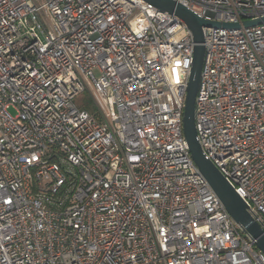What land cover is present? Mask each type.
Here are the masks:
<instances>
[{"label":"built area","instance_id":"2783aa9c","mask_svg":"<svg viewBox=\"0 0 264 264\" xmlns=\"http://www.w3.org/2000/svg\"><path fill=\"white\" fill-rule=\"evenodd\" d=\"M174 1L239 24L202 27L194 127L264 230V0ZM192 54L143 0H0V264H264L188 151Z\"/></svg>","mask_w":264,"mask_h":264},{"label":"water","instance_id":"95a60500","mask_svg":"<svg viewBox=\"0 0 264 264\" xmlns=\"http://www.w3.org/2000/svg\"><path fill=\"white\" fill-rule=\"evenodd\" d=\"M143 1L151 4L160 11L172 13L180 18L186 24L192 34V63L186 86V95L182 113L183 136L186 143L188 144V151L190 153L191 159L201 176L207 181L210 188L221 201L230 218L255 241L256 247L264 254V230L256 221L253 220L247 211L246 204L239 194L226 181V179L221 175V173L216 169L211 161L204 157L200 145L196 139L194 127L195 97L199 86L200 73L204 57V38L202 27L212 26L237 28L239 24L205 20L196 15L187 7L175 2L174 0ZM261 22H264V17L245 20L243 21V25L248 27L257 25Z\"/></svg>","mask_w":264,"mask_h":264},{"label":"rangeland","instance_id":"374dc122","mask_svg":"<svg viewBox=\"0 0 264 264\" xmlns=\"http://www.w3.org/2000/svg\"><path fill=\"white\" fill-rule=\"evenodd\" d=\"M74 101H75V104L79 108H83V109H86L88 111L95 110V103H94L93 97L91 96V94L88 91H84V92L78 94L75 97ZM10 112L12 114L15 113L12 109H10Z\"/></svg>","mask_w":264,"mask_h":264}]
</instances>
